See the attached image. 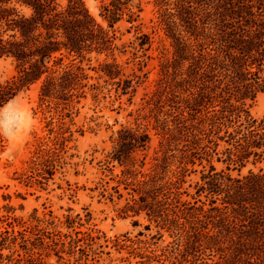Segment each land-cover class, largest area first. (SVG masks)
Returning a JSON list of instances; mask_svg holds the SVG:
<instances>
[{
	"label": "rangeland",
	"instance_id": "1",
	"mask_svg": "<svg viewBox=\"0 0 264 264\" xmlns=\"http://www.w3.org/2000/svg\"><path fill=\"white\" fill-rule=\"evenodd\" d=\"M84 1L97 20L108 27L109 21L100 15L102 0ZM209 1L212 0L192 5L204 15L214 8ZM175 2L161 5L160 0H134V5L140 6V11L136 6L133 9L139 16L131 21L124 14L115 25L113 52L92 51L84 57L64 52L58 69L74 63L87 74L68 100L43 104L40 83H36L0 106V253L5 258L2 264L11 263L6 256L25 257L33 253L34 261L30 264L175 261L172 250L177 247V236L150 219L146 212L137 215L127 210L136 194L132 189L143 176L127 174L126 168L131 165L136 172H149L154 158L162 155L161 142L172 149L167 153L171 158L165 179L172 177L179 166L188 168L181 187L182 199L195 206L205 203L206 210L215 198L213 205L223 208L229 216L230 232L222 234L233 237L234 242L224 244H231V249L222 255L215 249L214 259L221 264H264V207L258 204H264V192H242L239 197L243 204L234 209L224 203L233 191L227 194L224 187L221 193H212L207 178L203 179L210 172L211 163L217 171L241 178L251 168L258 171V167H264V162L254 165L251 156L246 166L240 168L238 163L227 169L228 144L221 140L219 145L209 142L198 129L200 114L186 108L183 99L194 88L185 90L182 79L187 77L191 60H181L176 53V41L162 16L167 10L186 25L178 18ZM180 29L189 44L193 38L188 39L190 34L184 25ZM142 34L148 37L144 45L140 44ZM105 62H116L120 75L110 78L108 72L104 73ZM15 72L11 58L0 59V82L10 79ZM125 86H130L128 93H124ZM246 108L251 117L262 119L264 92H258L254 100L248 99ZM123 128L146 129L151 136L149 148L135 149L126 143L121 148L117 146ZM193 132L203 139L198 145L192 143ZM123 137L128 140L129 133ZM118 148L121 150L117 153ZM183 149H188L189 154L194 152L190 155L194 163L186 164L188 160H184L181 164ZM129 151L131 158L126 160L123 155L127 157ZM34 159L46 160V165H34ZM200 185L205 188L200 190ZM246 238H250V244L240 243Z\"/></svg>",
	"mask_w": 264,
	"mask_h": 264
},
{
	"label": "trees",
	"instance_id": "2",
	"mask_svg": "<svg viewBox=\"0 0 264 264\" xmlns=\"http://www.w3.org/2000/svg\"><path fill=\"white\" fill-rule=\"evenodd\" d=\"M168 1L160 0V4L165 5ZM203 1L176 0L178 18L186 25L174 19V13L167 10L162 13L163 22L176 41V53L181 60H191L182 83L185 90L190 86L194 90L183 100L193 114H200L198 129L209 142L219 145L221 140L228 144L225 151L229 161L227 169L238 163L240 168L246 166L251 156L256 165L264 162V116L260 120L251 117L246 102L254 100L258 92H264V0H212L208 3L214 8L201 15L192 4ZM135 6L140 11L134 0H102L100 15L109 21L108 27H104L84 0H0V59L11 58L16 68L10 79L0 82V106L36 83H40L43 104L52 100L61 104L68 100L72 91L81 87L87 74L82 66L74 63L58 69L64 52L81 57L92 51L113 52L116 48L115 25L124 14L135 21L139 16L133 10ZM181 25L190 34L188 39L193 38L189 44L182 35ZM141 36L144 38L140 44L144 45L148 37ZM185 52L188 54L183 56ZM102 71L108 72L110 78L121 72L116 62H105ZM130 86L124 87V93H128ZM126 132L129 133L128 140L123 137ZM190 134H193V144L202 142V137L194 132ZM119 135L116 144L120 148L125 143L135 149L149 148L151 136L146 129L132 131L123 128ZM167 145L161 142L162 155L154 158L149 172H136L137 169L127 166V174L140 173L143 176L132 189L136 194L127 210L137 215L146 212L150 219L177 236V247L172 250L175 261L171 264H221L214 259L212 252L216 249L222 255L231 249V244H224L234 242L233 237L230 239L229 235L222 234L230 232L229 216L223 208L213 205L215 198L210 200L211 207L206 210L205 203L195 206L182 199L181 187L188 168L179 166L172 175L174 179H165L171 158L167 153L172 150ZM205 148L201 146V149ZM120 150L118 148L117 153ZM183 150L181 164L184 160H188L186 164L194 163L190 157L194 152L189 154L188 149ZM131 152L127 157L123 155L126 160L131 158ZM46 162L33 160L34 165H46ZM210 167V172L203 175V179L207 178L208 190L215 194L221 193L224 187L227 194L229 190L233 191L229 195L231 198L224 203L234 209L243 204L239 197L242 192L251 189L264 192L262 166L258 171L249 169L241 178L232 177L224 170L217 171L212 163ZM203 188L205 186L200 185L199 189ZM258 204L264 207L263 203ZM213 229H218V233ZM239 241L247 244L250 238ZM235 248L241 251V248ZM33 257L34 253L16 258L6 256V259L10 264H30ZM4 259L0 253V264Z\"/></svg>",
	"mask_w": 264,
	"mask_h": 264
}]
</instances>
